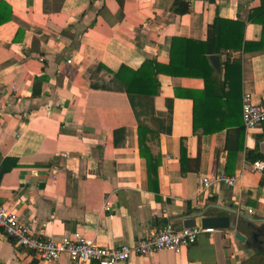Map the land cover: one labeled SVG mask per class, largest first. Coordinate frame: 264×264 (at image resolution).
Masks as SVG:
<instances>
[{
  "label": "crops",
  "instance_id": "obj_1",
  "mask_svg": "<svg viewBox=\"0 0 264 264\" xmlns=\"http://www.w3.org/2000/svg\"><path fill=\"white\" fill-rule=\"evenodd\" d=\"M0 1L12 9L0 25V205L34 234L54 242L81 234L116 248L166 222L179 227L205 208L230 216L212 206L264 220L263 174L246 159L247 151L264 156V123L245 132L240 108L243 93L264 100L262 27L249 21L262 0H179L190 4L184 15L175 12L177 0ZM215 18L243 23L248 51L216 55L221 79L225 61H241L240 94L232 92L225 110L207 100L211 123L229 127L198 136L187 93L204 91L202 79L159 71L157 95L125 88L142 87L136 71L145 61L169 63L173 37L206 41ZM138 127L159 136L158 193L149 189ZM181 139L189 159L184 172ZM220 172L239 175L237 185L213 183L200 194L201 179ZM233 234L205 231L180 254L133 255L120 264H240L252 253ZM0 264L48 263L0 231ZM55 264L76 263L62 254Z\"/></svg>",
  "mask_w": 264,
  "mask_h": 264
},
{
  "label": "trees",
  "instance_id": "obj_2",
  "mask_svg": "<svg viewBox=\"0 0 264 264\" xmlns=\"http://www.w3.org/2000/svg\"><path fill=\"white\" fill-rule=\"evenodd\" d=\"M213 1V0H210ZM176 14L184 15L188 12L190 4L184 1H175ZM12 9L4 2L0 1V25L11 19ZM249 21L259 24L262 27L261 43L264 41V1L261 5L252 9L249 13ZM243 23L215 18L209 27V36L206 41H194L173 37L170 46L169 63L166 66L154 65L151 61H145L136 71L137 83L142 84V88H136L128 84L125 91L142 95L158 94V82L155 74L163 71L166 75L181 78H200L204 81V91L201 93H187L192 100V132L194 135H211L229 127L228 122L211 123L208 117L215 116L212 103L207 104V100H216L219 108L228 106L229 96L234 91L240 94L241 88V61L227 60L222 64L223 78L213 69L209 57L218 55L222 51L233 49H243L248 51V44L243 41ZM150 74V78L146 75ZM177 92V91H176ZM178 97V93H175ZM218 101V102H217ZM241 108V104H240ZM215 112V111H214ZM227 113L226 116H228ZM242 123V120H241ZM138 150L140 158L145 161L148 185L150 191L158 193L157 172L160 166L159 136L154 131L144 128H137ZM180 162L182 172L184 166L189 162L186 156L185 139L180 140ZM246 159L250 163L257 160H264V156L255 155L254 151H247ZM264 180V174L260 181ZM171 223L166 222L164 224Z\"/></svg>",
  "mask_w": 264,
  "mask_h": 264
},
{
  "label": "built area",
  "instance_id": "obj_3",
  "mask_svg": "<svg viewBox=\"0 0 264 264\" xmlns=\"http://www.w3.org/2000/svg\"><path fill=\"white\" fill-rule=\"evenodd\" d=\"M241 120L245 132L254 130L263 124L264 100L253 102L250 94L243 93ZM250 168L253 172L264 174V160L250 163ZM239 179V175L222 172L217 173L213 180L204 177L198 185V192L205 193L213 183L234 188ZM105 210L110 211L108 202L105 204ZM247 213L251 214L252 210L248 209ZM0 231L23 251L48 264L57 263L62 254L67 255L69 260L76 264H120L126 263L133 255L151 258L164 251L177 255L182 250L196 244L199 236L205 232L198 227L176 230L173 223H167L133 244H122L116 248L101 246L94 239L81 234H74L72 238H63L59 242H54L38 237L30 227L25 226L19 220L15 212L2 205H0Z\"/></svg>",
  "mask_w": 264,
  "mask_h": 264
},
{
  "label": "water",
  "instance_id": "obj_4",
  "mask_svg": "<svg viewBox=\"0 0 264 264\" xmlns=\"http://www.w3.org/2000/svg\"><path fill=\"white\" fill-rule=\"evenodd\" d=\"M210 63L213 67V69L219 73L220 72V63H219V57L216 55H212L209 57ZM213 209H216L221 212H226L227 214H230V216H223V215H213V214H207L208 208L202 209L200 211H197L196 213L187 215L180 219L182 222L181 226H175L176 230L179 229H189L198 227L204 231H213V230H219V231H233V238L237 240L238 242H245L246 238L243 235V233L240 231V222L239 218L245 219L249 227L252 230H257L255 228L256 226L254 224L261 223L264 225V220H256L253 219L243 213H237L235 210H231L228 208L220 207V206H212ZM196 220H199V224H196ZM257 234V233H255Z\"/></svg>",
  "mask_w": 264,
  "mask_h": 264
},
{
  "label": "flooded vegetation",
  "instance_id": "obj_5",
  "mask_svg": "<svg viewBox=\"0 0 264 264\" xmlns=\"http://www.w3.org/2000/svg\"><path fill=\"white\" fill-rule=\"evenodd\" d=\"M239 222L241 225L240 228L242 229L240 231L245 236L246 241L238 242L236 240V242L252 253L250 257L240 264H264V225L261 223L254 224L256 226L255 228H257V230L254 231L249 227L245 219L239 218Z\"/></svg>",
  "mask_w": 264,
  "mask_h": 264
}]
</instances>
